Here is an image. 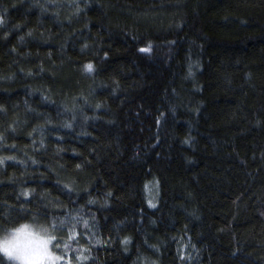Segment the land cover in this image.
<instances>
[{
    "label": "trees",
    "instance_id": "obj_1",
    "mask_svg": "<svg viewBox=\"0 0 264 264\" xmlns=\"http://www.w3.org/2000/svg\"><path fill=\"white\" fill-rule=\"evenodd\" d=\"M27 219L61 264H264V0H0V228Z\"/></svg>",
    "mask_w": 264,
    "mask_h": 264
},
{
    "label": "clouds",
    "instance_id": "obj_2",
    "mask_svg": "<svg viewBox=\"0 0 264 264\" xmlns=\"http://www.w3.org/2000/svg\"><path fill=\"white\" fill-rule=\"evenodd\" d=\"M55 228L27 219L0 228V259L4 264H61L54 250Z\"/></svg>",
    "mask_w": 264,
    "mask_h": 264
},
{
    "label": "snow or ice",
    "instance_id": "obj_3",
    "mask_svg": "<svg viewBox=\"0 0 264 264\" xmlns=\"http://www.w3.org/2000/svg\"><path fill=\"white\" fill-rule=\"evenodd\" d=\"M142 51H144V49H142ZM88 70H89V71L92 70V65H88ZM0 264H2V261H0Z\"/></svg>",
    "mask_w": 264,
    "mask_h": 264
},
{
    "label": "rangeland",
    "instance_id": "obj_4",
    "mask_svg": "<svg viewBox=\"0 0 264 264\" xmlns=\"http://www.w3.org/2000/svg\"><path fill=\"white\" fill-rule=\"evenodd\" d=\"M152 191H153V193L155 192V187L154 188H152ZM151 195V194H150Z\"/></svg>",
    "mask_w": 264,
    "mask_h": 264
}]
</instances>
